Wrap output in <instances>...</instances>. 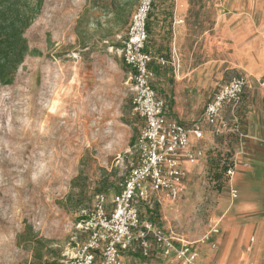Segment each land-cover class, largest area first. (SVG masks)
<instances>
[{"label":"rangeland","instance_id":"rangeland-1","mask_svg":"<svg viewBox=\"0 0 264 264\" xmlns=\"http://www.w3.org/2000/svg\"><path fill=\"white\" fill-rule=\"evenodd\" d=\"M108 2L44 0L24 33L31 54L14 82L0 87V264H39L34 238L48 241L51 258L75 248L86 238L76 227L79 216L97 193L109 201L136 162L140 119L131 114L128 68L118 39L96 23L105 22ZM219 155L185 173L176 199L164 197L188 211L155 198L139 206L141 223L185 238L217 228L218 202L228 191L218 176L230 163ZM79 202L84 209L74 211Z\"/></svg>","mask_w":264,"mask_h":264},{"label":"crops","instance_id":"crops-1","mask_svg":"<svg viewBox=\"0 0 264 264\" xmlns=\"http://www.w3.org/2000/svg\"><path fill=\"white\" fill-rule=\"evenodd\" d=\"M107 1L105 22L96 23L106 30L109 40L117 38L121 46L137 0H116L114 5ZM124 14L126 20L120 22ZM146 30L150 83L168 120L190 130L232 75H242L247 81L238 107L225 106L221 112L224 134L214 136L201 121L202 137L189 132L188 144L189 150L199 154L194 162H181L186 173L207 155L233 160L227 195L218 202V233L211 230L185 238L157 225L190 243L199 253V263L264 264V0H154ZM165 196L159 192L155 198H162L164 206L175 211L189 210L187 204L174 206ZM149 244V256L144 258L139 246L131 242L121 252V261L177 264L171 257H162L152 240Z\"/></svg>","mask_w":264,"mask_h":264},{"label":"built area","instance_id":"built-area-1","mask_svg":"<svg viewBox=\"0 0 264 264\" xmlns=\"http://www.w3.org/2000/svg\"><path fill=\"white\" fill-rule=\"evenodd\" d=\"M153 2L137 0L118 49L129 72L133 93L131 114L142 121L134 144L136 162L109 201L103 193L94 196L92 208L84 213V219L76 226L86 238L75 248L62 253L61 264H127L121 261V252L134 242L139 246L141 256L147 258L149 240L162 257H171L177 264H205L199 263V253L190 243L154 223L142 224L139 206L149 205L159 192L176 199L185 176L181 162H194L199 154L188 148L189 132L200 139V123L204 121L214 136L223 135L226 124L221 119V112L225 106L238 107L247 81L242 75L233 76L205 105L201 120L194 122L190 130L168 120L163 114V103L151 86L148 68L151 56L145 51L146 24ZM229 161L228 179L234 173L233 160ZM231 195L235 198L236 192ZM211 232L216 234L218 229Z\"/></svg>","mask_w":264,"mask_h":264},{"label":"trees","instance_id":"trees-1","mask_svg":"<svg viewBox=\"0 0 264 264\" xmlns=\"http://www.w3.org/2000/svg\"><path fill=\"white\" fill-rule=\"evenodd\" d=\"M115 2L116 0H111L112 5ZM43 3L44 0H0V87L9 86L14 82L19 67L25 58L31 54L24 33L40 14ZM128 5L129 2L124 3V11ZM227 165L226 163L222 165L218 179L221 176L226 177ZM226 180H228L227 177ZM71 197V194L67 196V203ZM84 206L83 202H79L74 206L73 210H83ZM147 213L149 218L154 216L153 210L149 208H147ZM78 219L80 222L84 219V215H80ZM29 231L28 228H25L26 233H29ZM32 241L35 247L33 253L34 261L39 264H58L61 261L62 254L57 253L51 258L49 251L44 252L47 251V240L34 238Z\"/></svg>","mask_w":264,"mask_h":264}]
</instances>
